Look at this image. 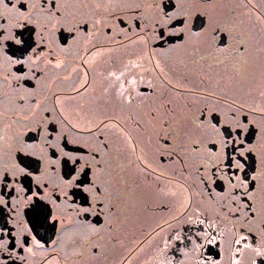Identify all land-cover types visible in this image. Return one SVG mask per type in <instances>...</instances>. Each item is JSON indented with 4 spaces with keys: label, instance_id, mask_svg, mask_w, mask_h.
<instances>
[{
    "label": "snow or ice",
    "instance_id": "obj_1",
    "mask_svg": "<svg viewBox=\"0 0 264 264\" xmlns=\"http://www.w3.org/2000/svg\"><path fill=\"white\" fill-rule=\"evenodd\" d=\"M0 264H264V0H0Z\"/></svg>",
    "mask_w": 264,
    "mask_h": 264
},
{
    "label": "flooded vegetation",
    "instance_id": "obj_2",
    "mask_svg": "<svg viewBox=\"0 0 264 264\" xmlns=\"http://www.w3.org/2000/svg\"><path fill=\"white\" fill-rule=\"evenodd\" d=\"M132 159H134V157H132ZM161 183L166 187V188H171L174 187L173 185H170L168 181H161ZM135 237L133 236H129L128 237V242L131 243L134 240Z\"/></svg>",
    "mask_w": 264,
    "mask_h": 264
}]
</instances>
